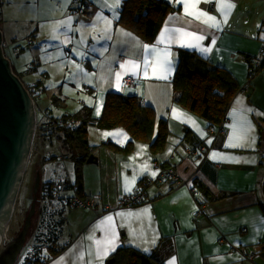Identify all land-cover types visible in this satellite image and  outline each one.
Returning a JSON list of instances; mask_svg holds the SVG:
<instances>
[{
    "label": "crops",
    "instance_id": "crops-1",
    "mask_svg": "<svg viewBox=\"0 0 264 264\" xmlns=\"http://www.w3.org/2000/svg\"><path fill=\"white\" fill-rule=\"evenodd\" d=\"M87 1L100 3L99 0H81V9ZM169 1L180 6V9L167 15L151 42L117 22L121 3L116 9L108 6L113 0L100 3L108 14L113 13V17L107 19L112 23H106L102 30L103 38L111 36L109 43L106 41L101 45L102 48L108 45V50L95 52L91 41L84 54L90 67L88 72H93L88 91L98 96V101L91 104L93 117L101 116L106 95L110 91L126 96L138 95L145 104L154 108L157 127L158 119L167 120L170 135L164 150L160 152L153 154L150 142L145 141H136L132 151L123 152L117 148H124L132 139L125 128L89 127V141L94 146L91 154L97 160L86 161L82 166L85 187L83 200L88 204L63 210L61 244L68 245L54 262L49 261L47 264H107V258L121 246L153 254L163 264H169L170 261H174V264H249L245 254L252 250L260 251L257 245L264 243V137L260 132V123H264V65L249 77L250 68L254 67L256 60L262 59L264 10L254 6V0H225L234 7L228 10L227 22L224 23V14L219 11V0H199L195 8L189 7L188 12L203 11L216 16L221 22V28L216 29L204 23L205 18L196 19L195 15H189L183 3ZM75 3L78 5V2ZM244 3L247 5L243 9ZM252 7L254 11L251 12ZM81 12L87 16L85 10ZM96 13L88 17L93 18ZM165 28L183 29L202 35L205 39L199 42L200 46L211 48V51L201 52L199 48L181 46L194 42L191 38L160 43ZM109 31L112 35L108 34ZM171 35L179 37L180 34L173 32ZM213 40L214 44L211 43ZM144 45L170 49L174 69L167 80L157 78L158 74L153 75L152 67H149L148 75L144 76ZM180 48L195 51L212 64L226 68L240 85L227 112L226 132L220 137L207 131L203 118L173 100L172 78L178 65ZM147 55L151 65L153 56L151 52ZM248 58L255 61H249ZM129 61L140 65L136 69L138 75H132ZM121 64H125L127 74H124L125 68H121ZM14 68L28 85L23 72ZM117 72L122 74L119 84L115 77ZM130 76L134 78L133 83L125 82V77ZM173 109L177 110L175 114ZM245 109L252 111L245 112ZM245 119L253 127L250 136L254 138V144L248 147L227 146L239 142L236 139L238 127L234 129L232 125L238 126ZM188 130L192 135L189 134L187 139L195 137L204 144L202 156L186 154V145L189 143L185 137ZM51 147L60 148L59 144ZM213 152L217 153L215 157ZM164 164L172 165L184 182L180 185H174L171 180L157 182L158 169ZM153 172L156 174L152 175ZM74 173L73 168L69 179H64L73 181ZM133 176L136 177L134 182ZM144 178L148 179L145 185L148 199L134 206L121 205V198L134 192L139 181ZM196 178L219 196L208 199L200 191H194ZM126 184L131 192L125 191ZM62 193L75 196L74 190ZM118 213L125 215L120 216ZM109 215L114 218L117 246L106 256L98 257L95 241L105 239V226L97 225ZM90 236L93 239H89ZM257 262L264 264V253L261 251Z\"/></svg>",
    "mask_w": 264,
    "mask_h": 264
},
{
    "label": "trees",
    "instance_id": "trees-1",
    "mask_svg": "<svg viewBox=\"0 0 264 264\" xmlns=\"http://www.w3.org/2000/svg\"><path fill=\"white\" fill-rule=\"evenodd\" d=\"M1 3L0 1V4ZM87 7L88 5L86 4V6H84L85 13H88ZM177 9H180V6H175L169 0H123L119 9L117 22L140 35L145 41L151 42L161 29L167 15L171 11ZM0 14H2V9H0ZM6 50L7 49H5V54L11 60ZM261 55L262 59L260 58V61L264 62L263 51ZM248 60L255 61V59L250 58H248ZM12 66L15 71L14 65ZM250 70H254V67H251ZM251 72L254 73V71ZM249 77L251 78V74ZM172 84L174 102L182 108L203 118L206 121L208 129L211 127H218L226 120L231 99L240 88L236 78L226 68L214 65L211 61L199 55L197 52L184 48L178 49V65L172 78ZM35 85L36 87L34 86L33 92L32 90L30 91L33 98L37 100V95L40 94L41 90L45 89V86L42 85L41 80H38ZM26 86L28 89H31L33 84ZM61 101L65 102V98L57 95L53 102L60 104ZM49 117L51 120L47 128L44 129L41 123L39 125V133H36L38 136L39 153L45 157L41 152V145L46 141H49L52 146L59 144L60 149L65 151V153L68 152L69 157L73 158L75 177L71 182L68 180L62 182L47 181L44 185L41 184L42 191H39L38 199L42 198L44 204L40 208L37 232L35 235L39 245L34 244L33 247L35 250L32 256L25 257L21 262L22 264H47L49 262L47 259L48 257L58 255L68 245L66 243L61 244L64 219L63 210L72 207L71 201L75 196L80 200L84 198L85 187L82 166L83 163L87 161L94 148L88 138V129L91 125H95L101 129H112L116 127L125 128L132 139L124 148H117L123 152L132 151L136 141L150 142L153 154L160 152L164 150L170 135V128L167 124V120L158 119L157 127V116L154 108L145 104L141 97L138 95L126 96L114 91L107 93L104 108L99 118L93 117V107L86 103H83L82 106L73 112L65 111L58 115L50 114ZM260 132L263 138L264 123H260ZM189 134L192 135L188 130L187 136L185 137L189 143L186 145L187 147H191L194 144L197 145L196 148L204 146V144L195 137H192L191 140L187 139ZM49 152L50 149L48 153L45 154L47 157ZM203 152L196 154L191 153V156H202ZM52 156H55L56 159L60 158L57 154ZM46 160L48 161V159ZM49 160H52V158ZM169 166L172 165H163V167ZM156 181L159 182L158 180ZM147 182V178L140 180L135 191H140L139 193H145L147 195L145 189ZM66 190H74L75 196L63 195L62 192ZM193 190L200 191L201 194L204 195L205 198L208 197V199L212 197L217 198L219 196L214 195L198 178L194 180ZM147 199L148 195L142 201L134 203V205H138ZM261 203L263 202L261 201ZM47 206H50V210L45 215L43 211L44 209L47 210ZM43 242H46V246L40 245L43 244ZM257 246L260 247V251L264 253V243L261 242V245ZM27 253L28 248L26 249L25 256ZM23 257L24 255H22V258ZM106 263L163 264L162 261L153 254H147L134 247L128 246H121L118 248L107 258Z\"/></svg>",
    "mask_w": 264,
    "mask_h": 264
},
{
    "label": "rangeland",
    "instance_id": "rangeland-1",
    "mask_svg": "<svg viewBox=\"0 0 264 264\" xmlns=\"http://www.w3.org/2000/svg\"><path fill=\"white\" fill-rule=\"evenodd\" d=\"M0 1L2 2L0 4V9H2L0 29L5 30L3 35L6 44L3 47L7 49L6 53L10 55L14 66L23 72L24 80L28 83V86L33 84V87L29 90L33 92L38 80H41L42 85L45 86V89L41 90L40 94L37 95V100H35L37 133H39V125L41 123L44 129L47 128L51 120L50 114L58 115L65 111L73 112L82 106L83 103L91 105L98 101V96L88 91V82L92 78L93 72H88L90 67L84 54L91 41H93L92 47L95 52L108 50V45H105L104 48L101 45L103 42H110L111 36L103 38L102 30L106 22L104 19L98 18L110 19L111 16L113 17V13L110 15L104 10L102 4H100L104 0H99L100 3L87 1V16L81 12V10H84V6H82V9L80 8L81 0ZM254 1V6H260L264 10V0ZM75 2H78V5ZM246 5L244 3L243 9ZM108 6L111 8L110 5ZM250 10L251 12L254 11L253 7ZM95 12L97 13L93 18L88 17ZM69 16L72 17L70 22L71 30L61 25V22L67 21ZM109 33L112 35L110 31ZM76 65H79L80 68L78 69ZM130 83H133V81ZM57 95L64 96L65 102L54 103V98ZM49 149L50 151L55 149L57 151L56 154L65 160H58L60 158L56 159L52 155L47 157L45 154L48 153ZM41 152L45 157L39 153V149L38 152H33L32 154L9 227V240H12L20 231L28 214L35 195L33 189L37 171L40 173V186L47 181H64L73 174V158L69 157L68 152L65 153V151L59 150L57 147H51L49 141L41 145ZM51 158L52 160H49ZM176 172L179 180L184 182L177 170ZM39 193L38 189L36 217L33 219L31 230L27 235L24 246L26 248L22 253L24 257L22 258L21 255L17 264H22L21 262L25 257L32 256L35 250L34 244L39 245L35 235L40 208L44 204L42 198L38 199ZM50 206H47V210L44 209L45 215L50 210ZM40 245L46 246V242ZM27 248L28 253L25 256ZM59 254L47 259L52 262L57 259Z\"/></svg>",
    "mask_w": 264,
    "mask_h": 264
},
{
    "label": "water",
    "instance_id": "water-1",
    "mask_svg": "<svg viewBox=\"0 0 264 264\" xmlns=\"http://www.w3.org/2000/svg\"><path fill=\"white\" fill-rule=\"evenodd\" d=\"M3 43L0 29V264H17L36 217L38 171L35 195L22 228L12 240L5 241V235L29 167L38 124L35 99L14 71L11 60L4 53ZM96 160L90 154L87 161Z\"/></svg>",
    "mask_w": 264,
    "mask_h": 264
},
{
    "label": "snow or ice",
    "instance_id": "snow-or-ice-1",
    "mask_svg": "<svg viewBox=\"0 0 264 264\" xmlns=\"http://www.w3.org/2000/svg\"><path fill=\"white\" fill-rule=\"evenodd\" d=\"M178 3H183L184 7H185V11L188 12L189 7L195 8L196 4L199 3V0H177ZM121 0H113L112 5H110L111 8L116 9L120 6ZM234 5L231 3H226L225 0H219V11L221 13L224 14V23L227 22V15H228V10H230L231 8H233ZM189 15H195L196 19H201L202 17L205 18L204 19V23L208 24L209 27L212 28H216V29H220L221 28V22H219L216 18V16L214 15H210L207 12H203V11H199L196 13L193 12H188ZM98 19H104L106 21V23L108 25H110L112 23L111 20H107V18H98ZM72 20V17L69 16L67 21H63L61 22V25L64 27H67L69 30H71L70 27V22ZM179 33V37H173L171 35V33ZM58 38V37H57ZM182 38H191V41L194 42H187L185 44H182L181 46H186V47H190V48H199V50L201 52H209L211 51V48L208 47H201L199 42L203 41L205 39L204 36L202 35H197L196 33L193 32H187L183 29H168L165 28V32L161 34V39H160V43H165L166 40L168 41H172L174 39H182ZM211 43H215V41H211ZM145 49V56L143 59V74L144 76L148 75V69L149 67H152V71H153V75H157V78L159 79H164L167 80L169 78V76L171 75L173 69H174V65H173V61L171 59V51L168 47H165L164 49H160L159 47H149L147 45L143 46ZM151 52L152 56H153V63L150 65L149 64V58L147 53ZM128 64L131 67V72L132 75L136 76L138 75L136 69H138L140 67L139 64L137 63H133L131 61L128 62ZM76 67L79 69L80 66L76 65ZM121 68H125V73L127 74L128 69L125 67V64H121L120 65ZM121 73L117 72L115 73V77H116V82L117 84H119L120 79H121ZM177 110L173 109V113L175 114ZM245 112H251V109H245ZM97 114H99V109L97 110ZM189 120H191V118L189 117ZM194 123V121H193ZM232 127L234 129H236L238 127V134L236 136L237 141H239L238 143H230L227 146L230 147H248L251 146L252 144H254V138L250 136V133L253 130V127L250 123V121H248L247 119L239 122V125H232ZM231 140V137H230ZM209 143H211V141H209ZM217 155L216 152H213V156L215 157ZM156 173H152V175H155ZM136 179L135 176L132 177V181L134 182ZM125 191L126 192H131V188L126 184L125 185ZM117 215L120 216H124V213H118ZM129 215H134V214H129ZM113 216L109 215L107 217L104 218L103 221H101L100 225H97V227H101L102 225L105 226L104 230H105V239L103 241L100 240H96L95 244L98 246L97 247V256L98 257H104L108 254V252L110 250H114L115 247L117 246L116 241H117V233L115 231V227L113 224ZM89 239H93V237H89ZM154 242V241H153ZM101 244L104 245V247H99ZM145 251H147V249H145ZM169 264H174V261H170Z\"/></svg>",
    "mask_w": 264,
    "mask_h": 264
},
{
    "label": "built area",
    "instance_id": "built-area-1",
    "mask_svg": "<svg viewBox=\"0 0 264 264\" xmlns=\"http://www.w3.org/2000/svg\"><path fill=\"white\" fill-rule=\"evenodd\" d=\"M6 43L4 42L3 45H5ZM4 53H5V49L3 47ZM264 52V46L261 49V52ZM6 55V54H5ZM7 56V55H6ZM8 57V56H7ZM262 67L260 60H257L254 63V70L251 71H256L258 69H260ZM250 71V74H252L253 72ZM133 77H125V82H132L133 81ZM207 131L214 135L215 137H220L221 135L225 134L226 132V128H225V121H223L222 124H220L218 127H211V128H207ZM196 144L192 145L191 147H187L186 152L188 155L192 154H196V153H202L205 150L204 146H200L198 148H196ZM39 147V143H38V138L36 136L33 147H32V154L33 152H38V148ZM60 150V148H58ZM56 150L53 149L49 152V155H55L56 154ZM31 154V157H32ZM156 180H158L159 182H165L167 180H171L173 181L172 183L174 185H180L183 182L181 180H179V178L177 177V172L176 169L173 168L172 166L169 167H160L158 169V175L156 177ZM172 184V185H173ZM140 191H134L131 194H125L122 198H121V204L123 205H134V203H138L140 201H142L143 199H145L147 197V195L145 193H139ZM88 203L86 201L80 200L79 198H77L76 196L73 198V200L71 201V206H85ZM15 209L13 210V214H14ZM11 224V223H10ZM10 224L7 227V230L10 227ZM7 234V232H6ZM9 234V233H8ZM6 237V235H5ZM5 241H9V235H8V239H5ZM260 254L259 250H252V251H248L245 254V258L249 261V264H258L257 262V258L258 255Z\"/></svg>",
    "mask_w": 264,
    "mask_h": 264
},
{
    "label": "bare ground",
    "instance_id": "bare-ground-1",
    "mask_svg": "<svg viewBox=\"0 0 264 264\" xmlns=\"http://www.w3.org/2000/svg\"><path fill=\"white\" fill-rule=\"evenodd\" d=\"M260 63H261V65H264V62H261V61H260ZM9 231H10V230L8 229V230H7V234H6V238H5V239H8V233H9Z\"/></svg>",
    "mask_w": 264,
    "mask_h": 264
},
{
    "label": "flooded vegetation",
    "instance_id": "flooded-vegetation-1",
    "mask_svg": "<svg viewBox=\"0 0 264 264\" xmlns=\"http://www.w3.org/2000/svg\"><path fill=\"white\" fill-rule=\"evenodd\" d=\"M34 184H35V183H34ZM39 188H40L39 191H42V190H41L42 188H41L40 186H39ZM33 190H34V189H33Z\"/></svg>",
    "mask_w": 264,
    "mask_h": 264
}]
</instances>
